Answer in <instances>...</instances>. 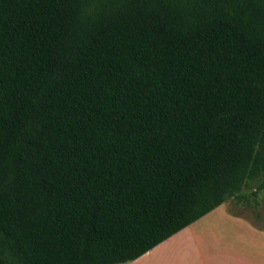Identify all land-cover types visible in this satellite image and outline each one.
<instances>
[{
    "label": "trees",
    "instance_id": "obj_1",
    "mask_svg": "<svg viewBox=\"0 0 264 264\" xmlns=\"http://www.w3.org/2000/svg\"><path fill=\"white\" fill-rule=\"evenodd\" d=\"M247 184L264 0H0V264L127 262Z\"/></svg>",
    "mask_w": 264,
    "mask_h": 264
},
{
    "label": "crops",
    "instance_id": "obj_2",
    "mask_svg": "<svg viewBox=\"0 0 264 264\" xmlns=\"http://www.w3.org/2000/svg\"><path fill=\"white\" fill-rule=\"evenodd\" d=\"M118 264H264V220L228 200L139 257Z\"/></svg>",
    "mask_w": 264,
    "mask_h": 264
},
{
    "label": "rangeland",
    "instance_id": "obj_3",
    "mask_svg": "<svg viewBox=\"0 0 264 264\" xmlns=\"http://www.w3.org/2000/svg\"><path fill=\"white\" fill-rule=\"evenodd\" d=\"M250 192L251 188L247 184L243 189L244 199L237 200L235 197H229L227 200L234 211L261 223L264 220V191H261L256 197L258 205L255 204V198L251 196ZM256 213H259L260 216L258 217Z\"/></svg>",
    "mask_w": 264,
    "mask_h": 264
}]
</instances>
